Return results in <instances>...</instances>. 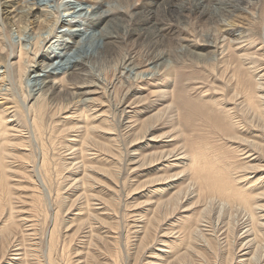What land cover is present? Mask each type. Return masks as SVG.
Returning a JSON list of instances; mask_svg holds the SVG:
<instances>
[{
    "label": "rangeland",
    "instance_id": "obj_1",
    "mask_svg": "<svg viewBox=\"0 0 264 264\" xmlns=\"http://www.w3.org/2000/svg\"><path fill=\"white\" fill-rule=\"evenodd\" d=\"M145 2L147 1L136 0L134 4H138V6H135L138 10H135V8H131L130 6L133 4L132 1L131 4L123 10L125 14H130L133 9L136 11L133 14L139 15L137 17H142V15L150 12L149 8L143 6ZM243 4L245 6L242 5L238 7V9L234 8L232 16L228 14L224 22L219 18L212 19L204 17L205 14L195 9V3H189L188 0H176L173 2L176 10L183 5L189 8L185 11L184 15H180L183 19L180 24L181 26L173 22H178L175 17H165L163 13L158 14V22L160 23V27L171 25L176 29L179 36L178 43H182L183 45L191 43L193 46L192 50H165V46L163 45L159 46L161 48H155L158 46L152 41V32L149 33L148 31L146 33L147 35H145V37L143 36L141 39L136 36L133 38H126L120 46L118 45V50H112L113 52H110V56H108L107 59L92 62L90 64V71L92 70L93 76H96L101 82L107 85L105 87L103 86L102 90L98 88V93L85 94L87 95L85 98H90L91 101L88 100L82 102V104L77 102L76 104L80 103L78 107L75 104L69 107V110L68 108H64L60 111L57 110L56 113L49 114L45 118L53 122L46 121L49 125L51 123L52 127L48 126L50 129H47V135L45 134L43 139L48 150L46 147L44 148L50 156L54 166L51 180H45L46 185L51 188L50 192L52 194L48 197L44 196L45 200L40 203V205H43L38 209L37 207L39 205L35 206V203L39 204V202L34 198L40 199L42 193L37 182V176L33 171V166H35L37 161L39 162L37 158V146L32 140L31 143L30 138H28V141L27 137L23 139L21 136L17 135L18 132L11 131L8 137L13 141H10V146L14 148L8 147V145L7 148L10 152L15 153L13 159H8L10 160L9 163H12L11 169H14L13 171H15V173L17 172L15 174L16 176L10 180L12 192L14 191V197L16 198V200L14 199L15 206L18 216L30 215V219H33V224H35L33 228L35 231H33L31 235L28 236L26 234L25 236L22 229L19 232V240L24 243V248L31 249L29 247H33L35 249L33 251L34 259L30 254L29 259L26 258L25 262L22 260L23 262L11 261V263L46 264V261H48L47 264H83L82 262H86V264H146L150 257L149 254L158 253L157 249L172 250L166 248L167 246L161 247L163 244L159 243L160 240L165 239L168 243H171L173 241L172 239H177L178 237L174 232L175 234H172V236L169 234L168 237L163 238L161 236L162 233L159 235L160 231L172 228L170 225L171 222L178 218L180 219L178 222V229L187 231L186 229L188 227L196 223L194 221L200 220L204 215L211 222L212 236L207 237L203 236L202 232L199 233V235H197L199 242L194 246L199 253L195 252L194 256L193 253L190 252L185 259L179 260L175 264H237L236 262L242 259V257L239 256L254 248L248 247L249 249L247 250V248L244 249L241 247V242H243V240L244 242L248 240L244 239L246 233L243 232L245 229H248L245 227L249 224L248 217L243 214L241 215L240 212H233L234 214L231 213L234 215H231V217L233 216L232 219L231 217L228 219L229 214L221 210V208L217 206V203H215V206H207L205 205L206 201H203L204 198H200L201 200L197 201V197L194 195L195 198L191 195V193L196 194L194 189L193 193L192 189L190 190L189 187L186 186L185 182L187 180H183L185 178L184 173H182L185 172L183 166L171 167L167 170L158 171L155 166H146L138 171H132L130 169L133 166L130 162V153L132 150L136 149V153L141 154L139 155L140 157H145L148 153L153 154L158 151L159 153L162 152L165 154L172 152L170 149H173V152L179 153L182 150L190 156V161H186V163L189 162L188 165L192 164L191 159H196L200 154L197 159H200L203 165L217 163L219 166L228 168L231 170L232 176L234 177L235 174V177H237H234L235 180H239L243 175H247L248 180L243 182L239 181L235 184V186L239 188L245 184L246 186L250 183L252 184L254 181L258 182L257 180L264 176V113L262 111H259V113L258 109L255 108V106L261 108L262 105L264 106V101H262V104L259 99L261 95L260 87H264V85L259 86L260 82L264 83V0L254 1L249 4L244 2ZM137 17L135 18L137 19ZM3 26L0 24L1 71L5 70L6 63L10 60H17L19 53L18 44L21 42V40L18 39L19 33L17 32L18 29H16L17 26L8 25L7 22H4ZM141 30L142 29H140V32ZM166 30L167 28L163 29V31ZM116 34L117 33L114 32V35ZM117 35L120 36L121 34ZM175 42H177V40H175ZM163 51L169 55V60L166 62V65L162 66L161 72L154 78L149 80L146 78L142 81V79H137L134 74H132V78L128 80L125 76H120L121 71L124 70L123 68H125L127 64H131V66L135 67L136 71H156L152 69L155 63L151 64V62ZM126 61L129 62L126 63ZM93 80L95 82V79ZM96 83L98 82L96 81ZM102 84L103 83H101V85ZM35 89V85L31 82L29 83L28 80H24L22 86L14 84L7 90H11L14 95L8 106H15V109L12 110H16V119L19 121L17 124L16 122L11 124L13 126L11 127L12 130H16L19 126H22L20 129L24 132H28L25 129H27L28 123H30V116L27 115L25 100L29 102L26 98H31V96L35 94L34 92L38 91L39 87L37 90ZM154 89L164 90L162 93L164 96L157 95L153 97L150 93ZM3 92L6 91L3 90ZM1 102L2 100L0 99V103ZM19 103L21 107H18ZM251 105H253V107ZM83 108H85L86 112L85 110L81 111ZM120 108H126L129 113L125 115L124 118L132 115V120L134 121H137L138 118L142 121L159 109H163V113L158 116V119L156 118L157 120H152V122L149 123L151 126L144 139L142 138L144 134L142 130L140 131L141 133L138 137L142 140H139L135 132L137 130L136 124L134 129L129 131V133H132L128 138L125 137L127 135L116 137L122 133L121 130L124 132L127 131L125 129L127 126L125 124L127 123L125 122L129 120L126 119L123 121L121 119V114L119 113ZM80 112H82V114ZM94 112L95 115L93 118L89 116ZM164 112L166 114H164ZM84 113L86 117L83 116ZM71 116L72 118H70ZM27 117L29 119L27 120L28 123L25 121ZM78 117L81 121L83 119L86 121L83 120L84 122H81ZM9 118L8 115V120ZM12 119H14V117ZM74 121L77 122L75 123ZM54 122H56L55 125ZM80 123L81 125L83 123V127L85 124L86 126L92 125L98 128L101 127L95 136L98 140H101L100 142H106V144L110 142L108 137H104V139L100 137L99 133L104 128H109L108 125H110L111 132L109 136L116 140L110 142L111 149L109 159H107V156H109V154H107L108 152L101 148L98 150H102L100 157H103H98V159L94 160V165L96 164V166H99L101 169H107L108 166H110V177L108 173L103 172V170H101L102 173L99 169L95 172L89 171L90 173L92 172L91 174H93L96 179V181L93 182L94 188L88 189L90 193L102 199L109 200L113 204V207H110V210H108L111 215H102V219L106 220L104 221L107 223L105 224L106 227L103 230L99 228L94 230L96 233L103 236L105 242L103 241L104 243H99L97 245L93 244V246H91L92 250L90 252H92V254L90 256L92 257L89 259L87 255H84L88 250L84 245L86 241L90 242V239L83 237L85 235L82 234V228L88 225V222H84L86 214L83 215L82 211H80V213L79 210L84 208V211L85 208L86 210L92 208L90 206L87 209V207H85V200L83 199H80V201L82 200V204L80 201H76L79 200L76 197L81 194L83 188H79V183L74 182L75 179L82 176L85 169L83 166L79 168V165L75 166V169H70L65 163L71 162V160H66L67 157L65 154L62 155L65 152L64 149L66 145L68 147V144H71L69 140L73 139V136L77 133L72 131L71 127L72 129H77L75 126H80ZM51 128H54V131ZM57 129L62 131L58 132ZM60 132L62 134H60ZM14 133H16L15 136ZM231 133L236 134L235 137L238 138L233 137ZM0 134L1 138V136H3L2 131H0ZM12 135L13 139L11 137ZM160 136V139H163L161 143L164 146H162L161 143L149 141L151 137L157 138ZM136 138L138 140H136ZM118 139L121 141H117ZM132 140L135 142L132 143ZM247 141H251V143H247V145L249 147L248 149L253 152H251V154H254L253 157L249 159L241 155L240 147L241 145H245ZM16 144H18V147H16ZM132 144H134V146ZM253 144H255L254 147L256 148H251ZM259 144L261 145L259 146ZM112 148L113 150L114 148H118V154H120L119 158L114 156L116 150L113 151ZM77 154L76 157H80V153ZM195 154L198 155L195 157ZM201 156H204V161L208 159L207 162L205 161L207 164L202 161L203 158H200ZM105 160L108 161V163H106ZM145 163L147 162H144V164ZM76 169H79L80 172L75 173ZM243 170L246 172L243 173ZM113 171L115 172V177L111 175ZM163 172L172 175L180 173L175 179H182L180 182L183 185L180 186L179 189L186 187L182 189L184 193H187L182 194V196L185 195L186 199L183 200L182 206H180L182 207L181 211L178 209L172 218L169 220L165 219L166 221L161 222L159 226L160 229L153 233L156 238L154 239L152 247H145L140 245L139 234L134 232L138 225L136 219L139 217L137 215H141L143 218L151 217L153 213L157 211L155 202L157 199H160V195H168L174 192V189H172L171 192L162 191L160 193H151V187L148 184L155 181V178ZM148 181L150 182L148 183ZM261 185L262 184L258 186L255 185L250 192L253 194L258 193L256 195L257 198L263 195L258 198V200L259 205H261L264 210V185ZM86 210L84 213L87 212ZM198 215H201L200 218ZM53 217L55 221L58 222L56 227L57 238L54 246L50 243L49 248L47 246L49 244L48 234L52 230ZM76 220L77 223L80 222L78 223L79 227H77ZM189 222H191L190 226ZM228 222H230L231 227L229 229L230 233H228V238L226 237L225 240H222V238H224L222 231L227 228L224 224ZM22 224L23 223H21V225ZM76 228L79 232H77L78 230ZM107 231L109 233H105ZM249 235L251 236L252 234L250 233ZM181 237V253L184 255L187 253L191 240L188 237H184L183 239H181ZM32 239L37 242L34 246L32 244L35 242L32 241ZM60 245H62V248ZM173 246L178 249L179 244L174 243ZM213 247H215V250H213ZM173 249L172 253H177L175 248ZM54 253H56V255H54ZM249 255L251 256V254ZM9 256L8 259H11V255ZM53 257L55 258L53 259ZM86 258L87 260H85ZM80 260H82L81 263ZM92 260L94 261L92 262ZM166 262H168V260L160 264H165ZM253 262L255 263V260ZM2 264L7 263L3 261Z\"/></svg>",
    "mask_w": 264,
    "mask_h": 264
},
{
    "label": "bare ground",
    "instance_id": "obj_2",
    "mask_svg": "<svg viewBox=\"0 0 264 264\" xmlns=\"http://www.w3.org/2000/svg\"><path fill=\"white\" fill-rule=\"evenodd\" d=\"M132 1H133V4L130 5ZM135 1L136 0H0V24L1 26H3L4 22H7L8 25L11 24V26H14V27L17 26L16 29H18L17 32L19 33L18 39L21 40V42L19 41L20 43L18 42L19 43L18 44L19 53L17 56V60L16 61L10 60L8 63H6V66L4 68L5 70L4 71L0 70V99L2 100V102L0 103V131H2V135H3L0 138V191H1L0 192V264H2L3 261L7 264H13L11 263V261L15 262V261L24 260L25 262L26 258L29 259L30 254L32 255V258H33L34 256L33 251L35 250L33 247H29L31 249L24 248V245H23L24 243L21 240H19V232L21 231V229L25 233V236L26 234L29 236L33 233V231H35L33 229L35 224H33V219L32 220L30 219L29 214H28L29 216H18L17 209L15 206L16 198L14 197L15 196L14 191L12 192L10 180L11 178L13 179L16 176L15 174L17 172L15 173V171H13L14 169H11L12 163H9L10 160H8L9 158L13 159V155H15V153L10 152L9 149L7 148V145L9 147L11 143L10 141H12L8 137L10 136L9 134L11 133V131L18 132L17 135L21 136L23 139L27 137V140H28V138H30V141L32 140L37 146V149H38L37 158L39 162L37 161L35 166H33V171L35 172L37 176V182L40 186L41 193H42L40 196L42 200L41 198L40 199L34 198L39 202V204L35 203L36 204L35 206L39 205L37 207L38 209L40 208V206L43 205V204L40 205V203H42L43 200H45L44 196L48 197L49 195L51 196L52 194L50 192L51 188H49L46 185L45 180L47 181L51 180L54 166H53V163L51 162L50 156L48 155L46 151L47 147L45 146L43 139H44V135L45 134L47 135V129L49 128L48 126H51V123L53 122H51L50 120H46L45 118L49 114L56 113L57 110L60 111V110H63L64 108H68L69 110V107L74 106L77 102H80L82 104V102L90 100V98H85V96H87L85 94H95L98 88L99 90H102L103 86L105 87L107 85L106 83L101 82L96 76H93V73L91 72L92 70L90 71L91 69L90 64L92 62H97L98 60H101V59H107L108 56H110V52L112 50H118V45L120 46V44H122V42L125 41L126 38H131V37L133 38L134 36H136V37H140L141 39L143 36L145 37V35H147L146 33L148 31L149 33L152 32L151 34L152 41L156 46H158L155 48H161L159 46L163 45L165 46V50H184V51L192 50L193 46L191 45V43L190 44L186 43V45L185 44L183 45L182 43H178L179 36H178V32H176L177 31L176 29H174L171 25H164V27H160V23L158 22L159 21L158 14L163 13V16L165 17H169V18L175 17V19H177L178 22L176 21H173V22L177 23L178 26H181L180 24L183 19L180 17V15L182 14L184 15L185 11L189 9L186 5H183L178 10H176L175 6L173 5V2H175L176 0H146L147 2H145L143 6L150 9V12L148 14L142 15V17H137L139 15L133 14L134 12H136L133 9H132V12L129 11L130 14L128 13H127L128 15L125 14L123 9H125V7H127L128 5H130L131 8L133 7L135 8V10H138L135 7V6H138V4H134ZM254 1H260V0H188L189 3L196 4L195 9L201 12L202 14H205L204 17H209L212 19L219 18L224 22L226 21V17L228 16V14L232 16L234 12V8L238 9V7L244 5L243 4L244 2L249 4ZM135 17H137V19ZM164 28H167V30L163 31ZM140 29H142L143 31L141 30L140 32ZM114 32H116L117 34H121V35L120 36L117 34L114 35ZM230 33H233V32H230ZM263 35H264V28H263ZM175 40H177V42H175ZM168 60H169V55L165 51H163L157 55V58L153 62H151V64L155 63L152 69L156 71L154 72L136 71L135 67L131 66V64H127L125 68L122 67L124 70L121 71L120 76L121 77L125 76V78H127L128 80L132 78L133 76L132 74H134V76H136L137 79L139 78V79H142L143 81L147 78V80H149V79L154 78L159 72H161L162 66L166 65V62ZM127 62L129 61H126V63ZM93 79H95V82ZM24 80H28L29 83L31 82L33 85H35V88H36L35 90H37L39 87L38 91H35L34 92L35 94L33 93L34 95L31 96V98L30 97L26 98L29 102H26L25 100V108L27 107L26 110L28 113L27 115L30 116V123H28L27 121L29 120L28 119L29 116L27 117V119L25 118L26 119L25 121H27L28 123L27 129L25 130H27L28 132L22 131L20 129L22 126H19L16 129L17 131L11 129V127H13L11 124L13 122H16L17 124L19 121L16 119V110H12V109H15V106L14 107L8 106L11 102V98L13 99L14 95L11 90L9 91L7 90L9 89L10 86L14 84L22 86L24 83ZM96 81L98 83H96ZM101 83L103 84L101 85ZM262 85H264V83L260 82L259 86H262ZM3 90L6 92H3ZM163 92L164 90L161 91V89L160 90L154 89L152 90L150 94L153 97L157 95L164 96L162 94ZM260 93L261 95L259 96V99L261 103L263 104L262 101H264V87L263 88L260 87ZM20 103L18 107H21ZM79 104H76L77 107ZM251 106L253 107V105ZM85 108H83L81 111H84ZM255 108L258 109V112L262 111L264 113L263 105H262V108L257 107V106H255ZM119 111H120L119 113L121 114V119L123 121L126 119H129V120L125 122L127 123L125 124L127 125L125 127L127 131L124 132L123 130H121L122 133L116 137H120L121 135L122 136L127 135L125 137L128 138V136L132 133V132L129 133V131L133 130L136 124L137 130L135 132L137 133V137L138 135H140L141 133L140 131L142 130L144 135L143 137L142 136L141 137L143 139L145 135L148 134L149 132V128L151 126V124L149 123L152 122V120H157L159 118L158 116L163 113V109L161 110L159 109L152 115L147 116L142 121L139 120L138 118L137 120L139 122L138 123L136 120L135 121L132 120V115L131 116L129 115L127 118H124L125 115L129 114L126 108H123V109L120 108ZM80 113L82 114V112ZM164 114L166 113L164 112ZM8 115L10 117L9 120H8ZM94 115H95V112L91 113L89 116H92L93 118ZM83 116H85V113L83 114ZM13 117L14 119H12ZM70 118H72V116ZM83 120L81 121V119L79 118V121L81 122L86 121V120L84 121ZM46 121H50L51 122V123L49 122L50 125ZM55 124L56 122H54V125ZM79 125L80 126L78 127L75 126V128L77 129H72L71 127V130L77 133H75L76 135L74 134L75 136H73L74 137L73 139L69 140L71 144H68V147L66 144H65L66 145L65 149L62 147L65 150V152L62 155L65 154V156L67 157L66 160H71V162L65 163L66 166H69L70 169L71 168L75 169V166H78V165H79V168H81L80 166H83L85 169V171L82 173V176L81 177L79 176V178L75 179L74 182L79 183V188L81 187L83 188L82 190L83 192L81 191V194H79L76 197L79 200H76V201H80V199H83L85 200L84 201L85 207H87L88 209L91 206L92 208L88 210H86L85 208V210L87 211L85 213H84L85 210L83 211L84 208L79 210V212L82 211L83 215L86 214V219H84V222L85 221L88 222L87 223L88 225L85 226L84 224L86 223H84L83 225L85 227L84 228L81 227V228L83 229L82 234L85 235L83 237L90 239V242L86 241L84 245V247L88 249L87 252L84 253V255H87V258L89 259L90 257H92L90 256L92 254V252H90L92 250L91 246H93V244L97 245L99 243L105 242L103 240V236L99 235L94 230L96 228L103 230L106 227L105 224L107 223L104 222L106 220L102 219V215L106 214L110 216L111 214H110V211L108 210H110V207H113V204L111 201L102 199L98 197L97 195L90 193V191L88 190L93 187V182L96 181L95 176L91 173L99 169L100 171L103 170V172L108 173L110 177V166H108L107 169L105 168L101 169L99 166L97 167L96 164L94 165V160L100 157V153L102 150L99 151L98 149H101V148L105 149L104 151L108 152L107 153L109 154V156H107L108 158L106 156L104 157L109 159L110 149H111L110 142L114 141L115 139L109 136L111 132L110 125H108L109 128H107L106 126H105L106 128H104L102 126L104 129L101 130L99 133L100 137L102 138L108 137L110 141L108 142V144H106V142L105 143L100 142L101 140H98L97 137L95 136L101 127L98 128L97 126H92V125L86 126V124L83 127V123L82 125L81 123ZM59 131H62V130H58V132ZM15 134L16 133H14V136ZM60 134L62 133L60 132ZM231 134L233 137H235L236 135L233 133ZM11 137L13 139V135ZM160 138L161 136L157 138L151 137L149 141L161 143L163 142V139H160ZM235 138H238V137H235ZM138 139L142 140L139 137ZM138 139L136 138V140ZM117 141H119V139ZM133 142L135 141L132 140V143ZM247 143H251V141H247L245 145H241L240 147H241V155L249 159V158H252L254 154H251L252 151L248 149L249 147ZM16 145L15 146L18 147V144ZM132 145L134 146V144ZM161 145L164 146L162 143ZM260 145L261 144H259V146ZM254 146L255 144H253V147L251 148H256ZM44 147H46V149ZM11 148H14V147H11ZM117 149L114 148V150H116V152L114 153V156H116V158L117 157L119 158L120 154H118L119 150ZM135 150H132L130 153L131 154L130 162L133 165L130 169L132 171H138L146 166H149V167L155 166L157 171L167 170L171 167L174 168V167L183 166L185 170V172H182L184 173V176H185L183 180L184 181L187 180L185 183H186V186H188L190 190L192 189L193 191L194 189L196 194H192L191 192L190 193L191 195L193 196L195 195L197 197V201L201 200L200 198H204L203 201H206L205 205L207 206H212V205L215 206L216 205L215 203H217L218 204L217 206L221 208V210L225 211L226 214L227 213L229 214L228 219L231 217V215H233L236 212L238 213L240 212L241 215L243 214L247 216L249 220V224L246 225L245 227H247L248 229H245V231L243 232L246 233L245 235L246 237H244V239H248V240H246L245 242L243 240V242H241V247L244 249L247 248V250L249 249L248 247H254V248L251 249L250 251L244 252L243 255L239 256V257H242V259H240L236 263L237 264H263V261H264L263 260L264 259L263 258L264 257V212L262 211L264 210L262 209V206L259 205V200H258V198L262 197L263 195L257 198L256 195L258 193L253 194L250 191L255 187V185L256 186L260 184L264 185V176H262L259 180H257L258 182L254 181L252 182V184L250 183L247 186L245 184L241 188H239V187H236L235 184L239 181L243 182L245 180H248L247 175H243L239 180L238 179L235 180V178L237 177H235V174H234L235 178L232 176L231 170L223 166H219L217 163L207 164L206 162L208 159L205 160L206 161L205 162L204 156L203 157L201 156L200 158H203L202 161L207 164V165L205 164L203 165L200 162V159L199 160L197 159L198 156H200V154L199 155L195 154V157L197 155L198 156L196 157V159L193 157L194 159H191L192 164L188 165L189 162L186 163V161H190V156H188V154H186V152L182 150L181 152L178 153V152H173V149H170L172 150V152H168L165 154H163L162 152L159 153L157 151V153H153V154L148 153L147 155H145V157L144 156L140 157L139 155L141 154L136 153ZM77 153H80V157H76L78 155ZM105 162L108 163V161L106 160ZM144 162H147V163L144 164ZM89 171H92V172L90 173ZM114 171L111 173L112 177H115ZM79 172L80 170L76 169L75 173H79ZM244 172L246 171L243 170V173ZM178 174L180 175V173ZM178 174L172 175V174H168L167 172H163L160 175H158L157 178H155V181L148 184L151 187L150 189L151 193L152 192L160 193L162 191L171 192L172 189H174V192H171L168 195L166 194L160 195L159 197L160 199H157L155 202L156 204L155 208L157 209V211L154 212L151 217L143 218L141 215H137L139 217L138 219H136L138 225L136 226L134 232L139 234L140 245H143L145 247L147 246L152 247L154 243V239L156 238L155 235H153V233L157 231L158 229H160L159 226L161 222H164L172 218L178 209L181 211L182 207L180 206H182L183 200L186 199L185 195L182 196V194L184 193L183 192L184 190L182 189H185L186 187L179 189V187L182 186L183 184H181L180 182V180L182 179L180 180L179 178L175 179L177 178ZM150 181H148V183ZM117 182H120V181H117ZM159 182H162V183H159ZM160 184H163V185H160ZM184 194H187V193H184ZM200 216L201 215H198L199 218ZM2 217H5V218H2ZM179 220L180 219L178 218L177 220H174L173 222H171L170 225L172 228L163 229L162 231L159 232V235L162 233L161 236L163 238L168 237L169 234H171V236L172 234H175V233L178 235L177 239H172L173 241L171 243H168V241L165 239H162L159 241V243L163 244L161 247L167 246L166 248H170L172 250H174L173 248H175L177 253L173 254L172 250L168 251V249L159 248L157 249L158 253H153V254L151 253L152 255L149 254L150 257L148 261L146 262V264H160L161 262H164L166 260H168V262H166L165 264H175L179 260L181 261L185 259L190 252L193 253V255L195 256V252L199 253V251H197L196 248H194L195 244L199 242V238L197 235H199V233L202 232L203 236H207V237L212 236V227L210 226L211 222L207 219L205 215L202 216L200 220L194 221L196 223H193L192 226H190L191 222H189L190 227L186 229L187 231L178 229ZM75 222L77 223V220ZM21 223L23 224L21 225ZM57 223L58 222L55 221V218H54L53 223H52L53 224L52 230L48 234L49 235V238H48L49 244L47 245L48 247L50 246V243L51 245L54 246V243L56 242ZM78 223H77V227H79ZM224 225H226L227 228L226 230L222 231V234L224 235V238H222V240H225L226 237L228 238V233H230L229 229L231 228L230 222ZM77 232H79V230ZM105 233H109V232L107 231ZM250 233L252 234L251 236L249 235ZM180 237L181 239H183L184 237L185 238L188 237L191 240L187 253L184 255H182L181 253L182 246H181ZM32 241L35 242L34 239H32ZM36 243L37 242H35L32 245L34 246L36 245ZM174 243L179 244L178 249L177 247L173 246ZM62 245H60L61 248H62ZM49 248H48V251H49ZM57 250L59 251L58 248ZM213 250H215V247H213ZM249 254H251V256ZM9 255H11V259H8L10 257ZM54 255H56V253H54ZM54 258L55 257H53V259ZM87 258L85 260H87ZM254 260H255V263L253 262ZM81 261L82 260H80V263ZM93 261L94 260H92V262ZM31 262H32V259H31ZM47 262L48 261H46V264ZM82 263L86 264V262H82ZM19 264H22V263H19Z\"/></svg>",
    "mask_w": 264,
    "mask_h": 264
}]
</instances>
